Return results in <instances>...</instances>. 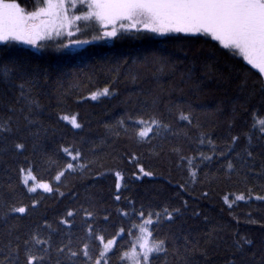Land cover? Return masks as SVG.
<instances>
[{
  "label": "snow or ice",
  "instance_id": "snow-or-ice-1",
  "mask_svg": "<svg viewBox=\"0 0 264 264\" xmlns=\"http://www.w3.org/2000/svg\"><path fill=\"white\" fill-rule=\"evenodd\" d=\"M90 27L95 29L91 40L80 39L79 34ZM141 32L202 38L213 54L220 52L250 66L241 70L245 86L249 75H255L254 87L242 103L232 106L222 143L214 126L200 122L188 99L203 90L191 72L168 85L157 77L155 88L128 96L123 101L129 109L126 116L104 125L108 135L124 137L137 146L146 144L157 156L167 150L176 158L178 169L187 165L191 183L197 182V169L203 171L212 164L218 166L221 178L242 180L246 191L232 199L224 197L230 212L238 202L264 203V0H37L32 11L18 0H0V45L5 50L16 44L43 50L48 47L44 41L53 38L58 51L67 50ZM165 68L167 64L161 62L158 73L162 75ZM129 75L133 82L138 78L135 73ZM39 89V79L27 62L0 65V264H213V254L224 244L228 253L224 264H264V240L257 246L247 234L234 232L229 243L216 229L201 232L178 224L187 200L155 210L143 205L137 209L132 200L127 208L121 207L125 178L119 170L114 172V208L102 206L90 193L81 202V193L62 191L68 187L62 178L77 172L91 175L94 161L85 160L75 142H66L64 126L70 125L77 135L84 129L78 115L57 112L52 119L49 113V122H45L47 109L41 104ZM116 95L105 87L85 99ZM217 112L223 114L224 107L218 106ZM241 115L248 118L245 123L250 126L234 132ZM193 131L200 148L198 155H187L183 143L193 142ZM57 136L60 139L49 154L44 144ZM155 139L160 143L153 144ZM89 151L96 155L95 148ZM37 154L44 158L42 166L52 173L49 181L37 179L38 162L30 158ZM128 157L139 174L153 175L145 170L140 155L129 153ZM21 188L26 196L18 192ZM178 188L183 190L185 185ZM38 189L53 198L67 199L71 206L53 222H30L45 198ZM209 195L208 191L202 193L205 198ZM193 215L199 217L200 213ZM233 219L240 222L239 217ZM246 222L258 223L250 212ZM259 223L264 230V222Z\"/></svg>",
  "mask_w": 264,
  "mask_h": 264
},
{
  "label": "trees",
  "instance_id": "trees-1",
  "mask_svg": "<svg viewBox=\"0 0 264 264\" xmlns=\"http://www.w3.org/2000/svg\"><path fill=\"white\" fill-rule=\"evenodd\" d=\"M18 2L28 11H32L37 0ZM53 46L55 45L48 44L45 49L37 50L16 44L5 50V46L0 45V65L11 61L29 64L33 75L40 82L41 104L47 109L44 113L46 123L49 122V113H52V119H55L54 114L59 112L78 115L84 125L83 131L78 135L70 125L64 126L67 131L66 142H75L77 147L83 150L85 160L94 161L91 165V175L87 172L83 175L77 172L68 175L66 179L62 178L68 186L62 188V191L74 190L81 193V202L84 201L85 194L90 193L98 202H103L102 206L114 208V172L119 170L125 178L121 188V207L127 208L128 201L132 200L135 201L137 209L143 205L146 209L151 207L155 210L165 205L179 206L183 200H187L188 207L178 224L201 232L216 229L229 243L234 232L247 234L259 246L264 240V230L259 223L264 222V203L238 202V206L234 205L231 212L224 203L225 196L232 199L235 194L246 191L242 180L236 177L231 181L221 178L218 166L212 164L203 168V171L197 169V182L191 183L186 171L187 165L178 169L176 158L170 156L167 150L162 156L154 155L148 145L137 146L124 137L114 138L108 135L104 127L105 124H114L121 116H126L129 109L123 101L140 89L155 88L157 77L161 83L168 85L178 82L181 74L191 72L194 80L201 82L203 90L190 94L188 99L193 104L200 122L214 126V134L222 143L228 134L225 121L232 106L242 103L254 87L255 75H249L245 86L241 70L242 66H250L220 52L213 54L211 45L206 44L202 38L175 33L155 36L141 32L110 42H92L74 51H58ZM161 62L167 64L162 75L157 71ZM130 72L138 75L135 82L129 75ZM251 72L256 73V70L252 69ZM105 87L114 90L117 95L102 96L96 101L85 99ZM255 87L258 89V85ZM218 106L224 107L223 114L217 112ZM247 119L243 115L238 117L233 131L247 130L250 126V123H245ZM194 138L195 131L190 145L182 142L187 155H198L197 149L200 146ZM59 139L60 136H57L46 141L45 151L52 154L56 148L55 142ZM100 141L104 143L101 144ZM152 143L158 144L160 139H155ZM90 148H95L96 155L89 151ZM204 150L207 152L206 145ZM129 153L140 155L145 170L151 171L153 175L145 177L139 174L134 164L128 162ZM30 158L38 162L35 173L37 179L51 180L52 173L42 166L43 156L37 154ZM134 173L140 175V179H136ZM179 185H185V188L181 190ZM247 186L251 187L252 183ZM204 191L210 193L209 197L202 196ZM256 191L259 192L260 189L257 188ZM18 192L27 195L26 190L22 188ZM38 193L45 198L32 213L30 222H53L66 207L71 206L67 199L53 198L39 189ZM194 212H199L200 216H194ZM249 212L258 221L257 224L246 222ZM233 217H239L240 222L237 223ZM113 219L118 218L114 216ZM226 247L227 244L222 245L221 249L213 254V264H224V258L228 255L224 251Z\"/></svg>",
  "mask_w": 264,
  "mask_h": 264
},
{
  "label": "rangeland",
  "instance_id": "rangeland-1",
  "mask_svg": "<svg viewBox=\"0 0 264 264\" xmlns=\"http://www.w3.org/2000/svg\"><path fill=\"white\" fill-rule=\"evenodd\" d=\"M81 23H83V22H81ZM94 34H95V29L90 27L89 30L80 33L79 34V38L80 39H88V40H91V37ZM152 34L155 35V36H161V35L154 34V33H152ZM75 38L76 37H73V39H75ZM64 39H65V42H67V37L66 36L64 37ZM110 41L111 40H99V41H95V42H110ZM44 43H47V44H50V45H55L54 38H53V40L44 41ZM18 45H21V44H18ZM22 46H26V45H22ZM27 47H30V46H27ZM53 47H55V46H53ZM78 48H80V47H75V48L67 49L66 51H74V50H76Z\"/></svg>",
  "mask_w": 264,
  "mask_h": 264
},
{
  "label": "water",
  "instance_id": "water-1",
  "mask_svg": "<svg viewBox=\"0 0 264 264\" xmlns=\"http://www.w3.org/2000/svg\"><path fill=\"white\" fill-rule=\"evenodd\" d=\"M32 49H34V48H32Z\"/></svg>",
  "mask_w": 264,
  "mask_h": 264
}]
</instances>
